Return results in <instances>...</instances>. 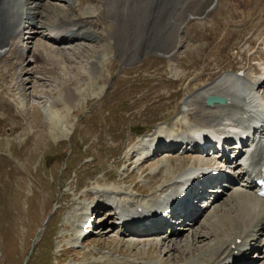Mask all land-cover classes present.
Segmentation results:
<instances>
[{
  "label": "rangeland",
  "instance_id": "374dc122",
  "mask_svg": "<svg viewBox=\"0 0 264 264\" xmlns=\"http://www.w3.org/2000/svg\"><path fill=\"white\" fill-rule=\"evenodd\" d=\"M206 1L199 4L204 8L202 14L194 10L186 19H183V9L173 15L161 14L145 40L149 48L138 58L134 45L140 38H131L129 49L134 54L128 59L126 51L121 55L132 63L117 56V45L109 39L105 43L98 40L71 46L72 52L76 50L82 55L76 65L73 59L61 61L62 55L58 52L56 68L49 58L39 70L33 63L36 58L33 61V54H29L24 73H16L18 80H23L17 85V100L9 93L14 86L10 85L14 79L7 69L11 66L0 67V83L4 84L0 87V264H160L162 260L165 264H174L177 258L178 264L193 260L211 263L209 257L220 245V232L217 240L204 235V239H197L193 246L192 229L185 228L183 236L186 237L176 240L178 245L187 244L186 251L190 254H183L181 248L167 253L166 245H157L159 239L145 241L144 238L143 243L136 244L125 238L120 229L113 228L115 218L110 217L106 209L96 212L98 227L87 237L89 245H81L75 238L83 211L95 204L88 198V192L115 189V186L131 191L136 183L149 182L144 187L148 188L145 196L131 192L136 198L145 200L155 191L149 185L156 174L162 177L165 173L164 165L187 167L186 164L198 160L202 155L168 157L164 153L160 160L149 164L148 174L138 173L128 186L121 180L132 174L138 162L135 159L133 165L127 166V151L139 138L136 133L152 127L150 130L169 131L179 128L176 123L180 122L192 132L194 126L207 123L202 113L207 106L202 92L198 93L203 85L212 82L206 86H216L223 77L220 75L237 71L231 64L241 61L244 51L250 56V36L257 39L256 48L264 50L260 38L264 34V7L257 11V17L249 25L239 21L223 26L227 11L220 12V8H230L231 0L207 4ZM171 15L174 18L170 20L175 24L169 20ZM227 27L232 33L224 56H220V34ZM41 30L43 36L49 32L44 27ZM110 33L118 34L121 43L128 29L114 24ZM158 41L162 42L156 45L158 50L152 48ZM168 44L174 47L170 52L165 51L170 49ZM93 62H99L98 69L105 72L104 81L100 80L98 69L91 66ZM225 65L229 66L224 68ZM252 65V61H247L246 69ZM239 66L242 69L243 65ZM19 107L25 110L21 113ZM52 118H58L59 127L51 123ZM146 169L144 166L140 170ZM242 188L236 185L228 190L227 204L222 199L223 206L213 205L200 219V226L195 225L197 229H193L208 232L207 216L222 214L230 205L227 197ZM234 221L230 217L227 222L233 224ZM108 228L113 231L107 233ZM244 252L256 258L252 261L254 264H264L261 250ZM206 258L208 262L204 261Z\"/></svg>",
  "mask_w": 264,
  "mask_h": 264
},
{
  "label": "bare ground",
  "instance_id": "6f19581e",
  "mask_svg": "<svg viewBox=\"0 0 264 264\" xmlns=\"http://www.w3.org/2000/svg\"><path fill=\"white\" fill-rule=\"evenodd\" d=\"M203 1L204 0H60L58 2H53L52 0H0V67L11 66L10 68H1L10 69V78L14 79V81L10 82L11 86L14 85L12 86L13 88L10 86L13 92H8L12 93V95L15 96L14 99H16L18 89L17 85L18 83L23 82L22 79L18 80L19 75L17 76L16 73H24V63L25 61H27L29 54H33V61L35 60L34 58H36V60L33 62L36 63V69H39L41 67V64L46 63L48 60H50L49 58H51L50 63H52L53 68H56L58 66L59 59H61V61H64V58L67 59V61L69 59H73V65H76L78 61L77 59H80L82 55L81 52H78L76 50L72 52V47L81 45L82 43L98 42V40L105 43L109 39L113 40L117 45L118 55H116L121 58L123 57L124 62L132 63L130 60L126 59H128L134 53L137 54L138 58V56L143 54L144 50L146 51L149 48H146L145 40L152 32L154 23L159 17H161V14L171 13L173 15L177 14L180 9H183V19H186L188 13L194 10L195 13L202 14L204 8L200 7L199 4H201ZM213 1L215 0H207L206 4ZM229 6L230 8L228 9H225L223 7L220 8V12L227 11L224 21L222 22L223 26H231L234 25V23H238L239 21L243 24H248L254 19V17L258 13L257 11L264 7V0H231ZM172 15L169 20L174 18ZM171 21L173 22V20H170V22ZM114 24L124 25L128 29V34L125 40L123 39L121 43H119V39L121 38L120 36H118V34L115 35L110 33V27ZM43 27L49 29L48 34L44 36L41 30V28ZM231 33L232 30L227 27L226 31L223 34H220V56H224L226 48L229 45L228 42L230 40ZM39 36L42 37L38 38ZM260 36L261 40H263L262 43H264V34ZM136 37H139L140 40L134 45V53H132L129 49V40ZM32 42H35L33 44V49L31 46ZM248 42L252 43L250 46L251 54L250 56H248L246 51L243 52L242 59L238 62L243 65L242 69L239 66L241 64L232 63V69L237 70V72H225L224 74L220 75V78L222 76L223 77L221 78V81L218 82V85L216 84V86H213L214 84H212L211 86H206L209 83H212L209 82L203 85L202 88L206 86L203 91L201 88V90L198 92L199 94L202 92L201 95L204 102L207 95L215 94L230 98V102L225 105L219 104L212 107L207 106L205 109L202 107L204 109V112L202 113H204L205 117L207 118V123L194 126L192 132L184 127L185 124L180 122L176 123L180 126L177 129L169 131L157 129L153 134L149 135L150 138L148 141H146V139L148 138L147 137L139 140L137 142L138 146L135 144L131 148L127 147V149L129 148V151H127L128 156H126L127 166L133 165L135 159H138V162L134 165V170H132V174L130 176H126L123 179L121 178V180L125 181L122 183H125L126 186H128L127 183H133V181L135 180V176L138 173L148 174L147 170L149 164L160 160L161 154L165 153L166 155H168V157L175 155L183 157L192 156L183 155V153L179 152L181 145H183L186 140H184L181 145L178 144L175 150L169 151V147H167V150H161L165 147L162 143L163 137H183L189 140L191 138H194V136L202 134V132L206 135L213 131L223 133L238 130L240 128H246L250 125L251 121H255V126L253 128H255L256 131L261 135V138L263 137L264 51L261 50L260 47L256 48L257 39H253V35L248 38ZM24 43H26V45H23ZM160 43L162 42H155V45L151 47L158 50L156 45H162ZM169 46L170 49L165 51L170 52L172 51V49H174V47L170 44H168V47ZM125 51L126 59L121 55L124 54ZM58 52L62 56H60L57 61L55 57L57 55L56 53ZM137 58L133 60L135 61L137 60ZM247 61H252L254 64L252 65V67H250V69H246L245 65ZM91 66L95 69H98L100 67L99 62H93L91 63ZM228 66L229 65H225L224 68ZM61 67V69H63V72H66V68L63 66ZM51 72L53 73L54 69H51ZM98 73L100 75V80L104 81L105 72L98 69ZM261 73L263 74V77H258V74ZM3 86L4 84L0 83V87ZM216 87L220 88L218 89ZM244 106L251 107L252 109L257 110L260 115L258 116L256 114L254 116H247L248 113H246ZM19 109L21 113L23 112V110H25L22 107H19ZM54 114H56V112H54ZM57 119L51 121V123L56 126V128L58 126ZM156 139V147L159 146L160 149H158L155 154H147L145 152V149L150 144L148 142H153ZM248 146L249 145H245V147L238 152L236 158H238L239 154H245ZM263 146L264 143L259 141L256 149L250 154V158L253 161L256 160L257 154L261 150L260 147ZM223 157L227 158V163H233L231 160V155L224 154ZM197 158L199 159L192 161V163L194 162L193 164H191L192 166L186 164L187 167H184L182 166V164H178L177 166H175L176 170H174L175 167L168 168L167 164L166 166L164 165V167L166 168L165 173H163L164 177L162 176V178L158 175V173L156 174V176L154 175L155 179L151 182L149 187L151 189L155 188V191L153 195L151 194L150 198L145 200L139 199L138 197L136 198V196L131 192L136 191L138 194L145 196V192L148 191V188L144 187H147L149 182L144 185L141 183H136V185L132 188L133 190L131 191L129 189H121L120 187L118 188L115 186V189H98V191H91L90 193L88 192V198H91L95 201V204L92 207L93 214L98 212V210L100 213L101 209H106L107 211H110V214L115 213L114 215L117 216V212L114 211V208L112 207V204L114 203H110V200L113 202H117L118 206H125V209L128 212L140 214V208H143V213H147L146 208L150 212V206L158 207V205H161L166 200L173 201L176 196V192H178L181 188H186L187 190L193 192L195 188L194 185L198 180L201 179L205 172H208V166H213L218 163L216 160H214V158H211L210 156H198ZM185 160L187 161V159ZM222 163H224V161H222ZM241 164V162L237 161V165L241 166ZM144 166H147V169L145 171H141L140 169ZM221 167L223 166H218L219 169ZM238 168L239 167H237L235 170H237ZM158 171L159 170L157 169V172ZM218 172L220 173V170ZM247 172L248 170L241 169L238 175L241 176L242 173L247 174ZM111 173L112 175H115L113 172ZM164 174L166 175V177ZM226 176L228 175H220V179H225ZM107 180L108 179L105 177V181ZM210 181L214 183L215 180L213 181V179L211 178ZM215 182L219 181L216 180ZM254 187L255 186L253 185L249 188H246L247 190L236 189L234 193L230 194L227 197L228 201L230 200V202H228L230 205L228 206V208H225L222 214L217 213L213 216L211 215L210 217H208V215L207 218L205 217V221L208 226V232L194 230L196 228H194V226L200 223V219L202 218L201 216H203V214L206 215V213L208 212L207 209L203 211L201 210L195 215H193V212L196 210L195 204H192L189 208L184 209L186 211L183 214H186L188 219H191V222L193 223L190 226V229H192L193 246L194 244H196L195 242L197 239H204V235H210L212 239L217 240V233L220 232V245L216 247L215 253L211 255V257H209L211 258V260L209 259V262H211L210 264H238V259L243 262L249 261L250 259L247 258L248 256H244L243 258H241L242 255H244L243 253H245L244 251L256 249L257 246L261 245V249L262 247H264V239L262 238V236L264 235V198L257 194V191L253 189ZM217 191H219V189ZM227 194L228 193H226V189L221 190L219 196L217 194L215 195V202H218L217 199L219 197V201L223 199V203L227 204V199L225 198ZM105 195H110V197L105 198ZM215 202L213 205L216 204ZM221 202H219L218 205L223 206ZM218 205H216V207ZM176 214H179V211H176ZM83 215H85V212H83ZM230 217H233L235 220L233 224L232 222H227ZM167 224L168 223L166 222H159L155 220L153 228L148 227V229H146L144 233H141L138 229L125 227L122 228L121 234L125 236V238L131 239V242L136 244L143 243L144 238L145 241H155L156 239H159L157 245L160 247H164V245H166L168 247L166 250L167 253L178 251V249L181 248L183 254H190V252L186 251L187 244H177L178 242L176 239L181 238L182 241V237H186L183 236L185 235L184 232H180L179 228H176L172 229V231L168 233L166 232ZM155 226L161 229V231L159 230L157 231V233H153V229ZM79 230L80 229L77 228V233ZM107 231V233H109L110 231H113V228H108ZM77 233L75 238L77 237ZM154 234H157V236L159 235V238H154ZM83 245H89L88 239H85L83 241ZM170 245L173 246L172 249L170 248ZM255 245L257 246L255 247ZM207 259L208 258L204 259V261L208 262ZM177 260L174 261V264L180 263ZM159 263L165 264V261L162 260ZM187 264L201 263L198 260H193L192 262H189Z\"/></svg>",
  "mask_w": 264,
  "mask_h": 264
},
{
  "label": "water",
  "instance_id": "95a60500",
  "mask_svg": "<svg viewBox=\"0 0 264 264\" xmlns=\"http://www.w3.org/2000/svg\"><path fill=\"white\" fill-rule=\"evenodd\" d=\"M207 104L208 105H215V104H227L230 102V98L224 97L222 95H207L206 96Z\"/></svg>",
  "mask_w": 264,
  "mask_h": 264
}]
</instances>
